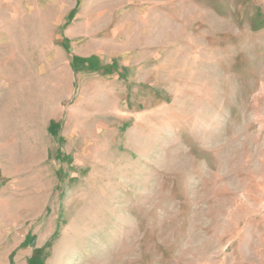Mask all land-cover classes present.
I'll use <instances>...</instances> for the list:
<instances>
[{"label":"rangeland","instance_id":"obj_1","mask_svg":"<svg viewBox=\"0 0 264 264\" xmlns=\"http://www.w3.org/2000/svg\"><path fill=\"white\" fill-rule=\"evenodd\" d=\"M0 264H264V0H0Z\"/></svg>","mask_w":264,"mask_h":264}]
</instances>
